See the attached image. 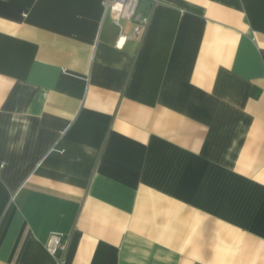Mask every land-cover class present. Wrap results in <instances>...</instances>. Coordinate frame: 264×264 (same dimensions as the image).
<instances>
[{"label":"crops","instance_id":"crops-1","mask_svg":"<svg viewBox=\"0 0 264 264\" xmlns=\"http://www.w3.org/2000/svg\"><path fill=\"white\" fill-rule=\"evenodd\" d=\"M104 1L0 0V264H264V0Z\"/></svg>","mask_w":264,"mask_h":264},{"label":"built area","instance_id":"built-area-1","mask_svg":"<svg viewBox=\"0 0 264 264\" xmlns=\"http://www.w3.org/2000/svg\"><path fill=\"white\" fill-rule=\"evenodd\" d=\"M141 0H105V9L113 10L117 21L121 19H132L134 18L138 5ZM151 2H156L157 0H149ZM148 22V17L143 16L142 19L135 23L134 36H140L146 29ZM65 247V242L59 236H53L48 244L47 248L51 254H54L57 249H63Z\"/></svg>","mask_w":264,"mask_h":264}]
</instances>
